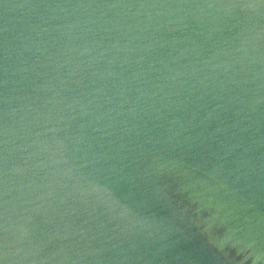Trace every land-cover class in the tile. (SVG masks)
<instances>
[{"label": "water", "instance_id": "95a60500", "mask_svg": "<svg viewBox=\"0 0 264 264\" xmlns=\"http://www.w3.org/2000/svg\"><path fill=\"white\" fill-rule=\"evenodd\" d=\"M0 264H264V0H0Z\"/></svg>", "mask_w": 264, "mask_h": 264}]
</instances>
